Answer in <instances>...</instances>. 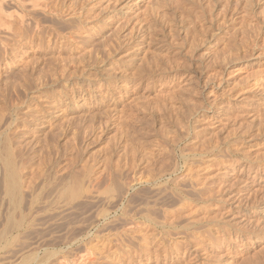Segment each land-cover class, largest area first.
<instances>
[{"label":"rangeland","instance_id":"obj_1","mask_svg":"<svg viewBox=\"0 0 264 264\" xmlns=\"http://www.w3.org/2000/svg\"><path fill=\"white\" fill-rule=\"evenodd\" d=\"M47 2L0 26V264H264V0Z\"/></svg>","mask_w":264,"mask_h":264},{"label":"bare ground","instance_id":"obj_2","mask_svg":"<svg viewBox=\"0 0 264 264\" xmlns=\"http://www.w3.org/2000/svg\"><path fill=\"white\" fill-rule=\"evenodd\" d=\"M48 0H14L13 1V5H14V9H13V11H11V10H9V8L7 9L6 8V6H4V4L3 5H1V3L2 2H0V26H2L3 25V28L5 27L4 25H9V24H5L7 21H9V22H7V23H10L11 21V19L10 18H12V22H14L15 21V23H16V28H17V32H18V34L19 35H21L23 32H24V30L26 29V30H28L27 29V27L29 28V27H32L33 28V34L34 35H38V33L39 32H41L42 30H41V28H40V26H39V24L38 23H40V21L37 23V21L36 22H33V20H32V22L30 21V19H29V21L27 20L28 18V16L30 17V16H33L34 15V12L36 13V11L38 10V12L40 13V11L39 10H42V11H45V10H50V11H48V12H53V11H55V10H57V6H55L54 4L52 5V3L49 5V3L47 2ZM62 1V0H61ZM8 2V1H7ZM50 2V1H49ZM52 2V1H51ZM10 4V3H9ZM57 7V8H56ZM59 10V9H58ZM56 13H57V11H55ZM42 13V12H41ZM46 14H47V12H45ZM55 13V14H56ZM53 14V13H52ZM43 15V14H42ZM54 15V14H53ZM60 15V14H59ZM27 16V17H26ZM49 17V16H48ZM31 18H34V17H31ZM8 19H10V20H8ZM38 20V19H37ZM42 23V22H41ZM45 23V22H44ZM32 24V25H31ZM31 25V26H30ZM9 27V26H8ZM45 27V26H44ZM10 28H11V25H10ZM9 28V29H10ZM14 28V27H13ZM16 28H15V30H16ZM1 29V28H0ZM7 29V28H6ZM5 29V30H6ZM12 29V28H11ZM10 29V30H11ZM31 29V28H30ZM1 30H3V29H1ZM39 30H41V31H39ZM8 31V30H7ZM12 31V30H11ZM10 31V32H11ZM14 31V30H13ZM5 32V31H4ZM29 32H31V30L29 31ZM43 32V31H42ZM2 33V32H1ZM25 33V32H24ZM8 34V33H7ZM11 34V33H10ZM26 34V33H25ZM31 34V33H30ZM9 35V34H8ZM14 35V37H15V34H13ZM12 35V36H13ZM24 35V34H23ZM2 36V35H1ZM26 36V35H25ZM3 38V37H2ZM30 37H28V39H29ZM4 40V39H3ZM30 40V39H29ZM20 41V40H19ZM3 42H5L6 43V41H3ZM0 43H1V40H0ZM9 43V42H8ZM17 43V42H16ZM36 43V42H35ZM15 44V43H14ZM19 44V43H18ZM1 47H2V44H1ZM4 47V46H3ZM6 49H8V48H6ZM10 50V49H9ZM8 50V51H9ZM4 51V50H3ZM43 74V73H42ZM45 76V75H44ZM43 76V77H44ZM35 78H36V76H34ZM42 78V77H41ZM34 79V78H33ZM23 85V84H22ZM14 88V87H13ZM13 91V90H12ZM18 103V102H17ZM15 111V110H14ZM17 116V115H16ZM3 117H4V115H3ZM8 118V117H7ZM11 118V117H10ZM18 120L19 121V117L18 118H15V120ZM12 120V119H11ZM3 121V120H2ZM5 121V120H4ZM3 121V122H4ZM22 121V120H21ZM24 122V121H23ZM2 123V122H1ZM14 123H16V122H14ZM20 123V122H19ZM18 123V124H19ZM13 123L10 121L9 123L8 122H6V125L5 124H3V125H5L4 127H1L0 126V134L3 132V131H5V129H7V128H9L11 125H12ZM21 124V123H20ZM13 126V125H12ZM17 127V126H16ZM13 128V127H12ZM12 128H10V129H12ZM8 132V131H7ZM31 132V131H30ZM10 133H12V131L10 132ZM25 133V132H24ZM23 133V134H24ZM28 133V132H27ZM8 134L9 133H7V136H8ZM22 134V133H21ZM6 136V135H5ZM9 136H10V134H9ZM2 138V137H1ZM5 138V137H4ZM20 139V138H19ZM1 140H3V139H1ZM1 140H0V142H1ZM6 141H7V139H5ZM12 140V139H11ZM17 141V140H16ZM22 141V140H21ZM2 143V142H1ZM13 144V143H12ZM2 145H4V144H2ZM2 145H0V147L2 146ZM22 145V144H21ZM5 146V145H4ZM10 147H12V146H10ZM19 149V148H18ZM20 150V149H19ZM14 152V151H13ZM11 153H12V151H11ZM17 153H18V151H17ZM13 155H15V153L13 154ZM12 154L10 155L8 152H7V150H6V148L5 147H3V148H1L0 149V157H1V159H0V161L2 160V162L4 163V165H5V171L3 172V178H4V184H5V191L4 192H6V194H8L9 196H10V198H12L11 200H13V202L14 203H16V197H18V193H19V180H18V174H17V171H16V168L14 167V165H13V160H12V158H11V156H13ZM15 158V157H14ZM19 161V160H18ZM26 162V161H25ZM22 165V164H21ZM16 166V165H15ZM24 166V165H23ZM39 166V165H38ZM36 167V166H35ZM40 167V166H39ZM2 168V167H1ZM0 168V169H1ZM21 168V167H20ZM23 169V167L21 168V170ZM36 169V168H35ZM19 171V169H18V171L19 172H22V171ZM24 170V169H23ZM26 170V169H25ZM3 171V170H2ZM37 171V170H36ZM27 172V171H26ZM32 172V171H31ZM29 173H30V171H29ZM1 174V173H0ZM20 174V173H19ZM23 174V173H22ZM25 174V173H24ZM32 174H33V172H32ZM41 174V173H40ZM2 175V174H1ZM0 175V176H1ZM31 176V178H32V175H30ZM47 176V175H46ZM115 176V175H114ZM113 176V177H114ZM29 177V176H28ZM41 177V176H40ZM35 178V177H34ZM33 178V179H34ZM120 178V177H119ZM24 179V178H23ZM28 179V178H27ZM30 179V178H29ZM28 179V180H29ZM117 179V178H116ZM27 180V181H28ZM140 180V179H139ZM21 181V180H20ZM32 181V180H31ZM41 181V180H40ZM39 181V182H40ZM25 181L23 180L22 181V184L24 183ZM28 183V184H27ZM38 183V182H37ZM113 183H117L116 181L115 182H113ZM21 184V185H22ZM31 185V183H29V181L28 182H26L25 183V187L27 186V185ZM0 185H1V183H0ZM121 185V184H120ZM120 185H118V186H120ZM69 186V185H68ZM117 186V187H118ZM22 188H23V186H21ZM115 187H116V185H115ZM21 188V189H22ZM31 188V187H30ZM2 188H0V190H1ZM26 189V188H25ZM29 189V188H28ZM36 189V188H35ZM34 189V190H35ZM69 189V188H68ZM120 189V188H119ZM23 190V189H22ZM65 190V189H64ZM121 190V189H120ZM27 192H28V190H26ZM49 191V190H48ZM69 191H72V188H70L69 189ZM125 190H123L122 192H124ZM1 192V191H0ZM21 192V191H20ZM60 192V191H59ZM44 193V192H43ZM47 193V192H46ZM49 193V192H48ZM64 193V192H63ZM62 193V194H63ZM70 193V192H69ZM72 193H75V192H72ZM4 194V193H3ZM77 194V193H76ZM1 195V194H0ZM42 195V194H41ZM49 195V194H48ZM66 195V194H65ZM64 195V196H65ZM68 195V194H67ZM70 195V194H69ZM78 195V194H77ZM179 195V194H178ZM8 196V197H9ZM22 196H23V194H22ZM76 196V195H75ZM75 196L73 197V198H75ZM20 197H21V195H20ZM37 197H38V195H37ZM40 197V196H39ZM42 197V196H41ZM40 197V198H41ZM44 197V196H43ZM63 197V196H62ZM6 198V197H5ZM23 198V197H22ZM21 198V199H22ZM32 198H34V197H32ZM72 198V197H71ZM76 198H78V197H76ZM88 198V197H87ZM20 199V198H19ZM21 199H20V202H21ZM46 199V198H45ZM60 199V198H59ZM62 199H66V196L65 197H63ZM68 199H70V198H68ZM5 200H7V199H5ZM40 200V199H39ZM38 200V201H39ZM57 200H58V198H57ZM73 200V199H72ZM24 201H26V200H24ZM70 201V200H69ZM4 202V201H3ZM7 202H8V200H7ZM23 202V201H22ZM46 202H48V201H46ZM59 202V201H58ZM57 202V203H58ZM61 202V201H60ZM13 203V204H14ZM31 203V202H30ZM45 203V202H44ZM43 203V204H44ZM66 203H68V202H66ZM66 203H64V204H66ZM81 203H82V201H81ZM51 204V203H50ZM50 204H49V207H50ZM62 204V203H61ZM5 205V204H4ZM3 205V206H4ZM14 205H16V204H14ZM22 205V204H21ZM45 205V204H44ZM60 205V204H59ZM72 205H74L73 203L70 205V206H72ZM10 207H12V205L10 206ZM15 207V206H14ZM13 207V208H14ZM21 207H24V206H21ZM28 207V206H27ZM46 207V206H45ZM52 207V206H51ZM17 208V207H16ZM34 208V207H33ZM32 208V209H33ZM42 208V207H41ZM57 208V207H56ZM5 209V208H4ZM25 208H23V210H24ZM35 209V208H34ZM47 209V208H46ZM54 209V208H53ZM30 210V209H29ZM37 210H38V207H37ZM42 210H43V208H42ZM62 210V209H61ZM4 211V210H3ZM7 211H10V210H7ZM25 211V210H24ZM38 211H41V210H38ZM37 211V212H38ZM44 211V210H43ZM46 211V210H45ZM71 211V210H70ZM69 211V212H70ZM2 212V211H1ZM18 212H19V210H18ZM36 212V211H35ZM32 213H34V212H32ZM32 213H30V214H32ZM10 214V213H9ZM8 214V215H9ZM18 214V213H17ZM24 214V213H23ZM29 214V216L28 217H30L31 215ZM52 214H53V212H52ZM6 215V214H5ZM11 216H12V214H10ZM9 215V216H10ZM33 215V214H32ZM38 215V214H37ZM36 215V216H37ZM26 216V215H25ZM43 216V215H42ZM54 216H56L55 214H54ZM62 216V215H61ZM14 217H16V214H15V216ZM27 217V218H28ZM49 217V216H48ZM64 217V216H63ZM7 218V217H6ZM31 218V217H30ZM37 218V217H36ZM35 218V219H36ZM43 218V217H42ZM11 219H13V218H9V219H7L6 221L8 222V220H11ZM25 219V218H24ZM38 219V218H37ZM36 219V220H37ZM17 220V219H16ZM34 220V219H33ZM35 220V221H36ZM40 220V219H39ZM45 221H46V219H44ZM38 221V220H37ZM7 222H6V224H7ZM24 222V221H23ZM40 222V221H39ZM38 222V223H39ZM156 222H158V221H156ZM20 223H21V221H20ZM20 223H19V225H20ZM33 223V222H32ZM31 223V224H32ZM37 223V224H38ZM41 223V222H40ZM35 224V223H34ZM10 225H16V222L15 221H12L11 220V222H10V224L9 225H6L4 228H5V230H3V233H5L9 228L8 227H11L12 228V226H10ZM47 225H49V223L47 224ZM46 225V226H47ZM71 225V224H70ZM83 227V226H82ZM13 229V228H12ZM242 229V228H241ZM240 229V230H241ZM245 229V228H244ZM18 230V229H17ZM32 230V229H31ZM10 231V230H9ZM34 231V230H33ZM26 232V231H25ZM32 233V232H31ZM30 233V234H31ZM247 234V233H246ZM8 235V234H7ZM26 235V234H25ZM27 235H28V233H27ZM242 236V235H241ZM229 237V236H228ZM246 237V236H245ZM9 238V237H8ZM20 238V237H19ZM29 255V254H28ZM32 255V254H31ZM27 257V256H26ZM25 257V258H26ZM31 257V256H30ZM28 260V259H27ZM31 260V259H30ZM56 260V259H55ZM62 261V260H61ZM39 262V261H38ZM41 262V261H40ZM50 263V262H49ZM55 263H58V262H56L55 261ZM60 263V262H59ZM19 264V263H18ZM21 264H24V263H21ZM42 264V263H41ZM66 264V263H65Z\"/></svg>","mask_w":264,"mask_h":264}]
</instances>
